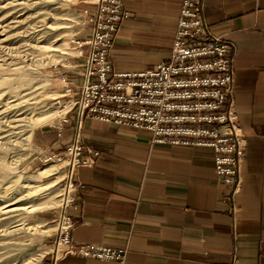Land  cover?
I'll return each instance as SVG.
<instances>
[{
  "label": "crops",
  "instance_id": "crops-1",
  "mask_svg": "<svg viewBox=\"0 0 264 264\" xmlns=\"http://www.w3.org/2000/svg\"><path fill=\"white\" fill-rule=\"evenodd\" d=\"M82 1L86 10L95 8L93 0ZM181 3L124 0L131 16L110 51L115 71L139 72L169 60ZM204 4L211 32L235 44L232 108L246 134L241 189L232 201L210 148L154 143L145 130L85 119L82 139L101 156L75 173L73 240L126 248L124 264H264V0ZM89 34L88 26L82 37ZM72 72L71 94L82 83ZM75 134V111L35 129L36 158L64 150ZM57 264L122 263L67 255Z\"/></svg>",
  "mask_w": 264,
  "mask_h": 264
},
{
  "label": "built area",
  "instance_id": "built-area-1",
  "mask_svg": "<svg viewBox=\"0 0 264 264\" xmlns=\"http://www.w3.org/2000/svg\"><path fill=\"white\" fill-rule=\"evenodd\" d=\"M93 1L95 8L86 10L90 34L76 41L81 67L76 75L82 83L73 94L70 89L64 94L72 101L64 105L65 115L76 112L74 140L64 150L39 159L59 165L64 173L51 264L67 255L122 264L127 259L126 248L73 240L71 211L79 207L75 173L81 166H93L101 156L82 139L87 118L145 130L154 143L210 148L220 180L231 187L232 201L242 185L246 134L232 108L236 49L230 39L211 32L204 16L205 0H182L169 60L139 72H117L110 60L115 35L131 16L124 0ZM62 81L72 84L67 75Z\"/></svg>",
  "mask_w": 264,
  "mask_h": 264
},
{
  "label": "rangeland",
  "instance_id": "rangeland-1",
  "mask_svg": "<svg viewBox=\"0 0 264 264\" xmlns=\"http://www.w3.org/2000/svg\"><path fill=\"white\" fill-rule=\"evenodd\" d=\"M82 0H0V264H51L64 185L32 140L65 115L81 69ZM40 124V125H39Z\"/></svg>",
  "mask_w": 264,
  "mask_h": 264
},
{
  "label": "bare ground",
  "instance_id": "bare-ground-1",
  "mask_svg": "<svg viewBox=\"0 0 264 264\" xmlns=\"http://www.w3.org/2000/svg\"><path fill=\"white\" fill-rule=\"evenodd\" d=\"M40 125V124H39Z\"/></svg>",
  "mask_w": 264,
  "mask_h": 264
}]
</instances>
